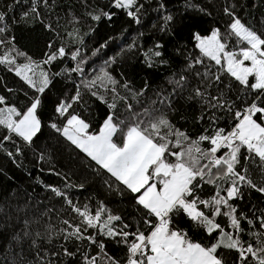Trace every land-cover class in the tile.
Masks as SVG:
<instances>
[{
  "label": "trees",
  "instance_id": "obj_1",
  "mask_svg": "<svg viewBox=\"0 0 264 264\" xmlns=\"http://www.w3.org/2000/svg\"><path fill=\"white\" fill-rule=\"evenodd\" d=\"M114 10L133 27L106 33ZM235 23L264 50V0H0V107L18 122L36 104L40 122L31 140L0 122V264H118L160 222L64 137L73 116L90 137L110 120L118 148L133 129L158 145V190L163 167L194 175L167 235L219 264H264V160L239 140L212 158L250 108L264 128V89L197 45L217 32L228 54L249 50Z\"/></svg>",
  "mask_w": 264,
  "mask_h": 264
},
{
  "label": "crops",
  "instance_id": "obj_2",
  "mask_svg": "<svg viewBox=\"0 0 264 264\" xmlns=\"http://www.w3.org/2000/svg\"><path fill=\"white\" fill-rule=\"evenodd\" d=\"M87 129L86 123L77 116H73L68 120L63 135L93 161L105 166L135 192L140 193L141 190L144 195H146V191L153 193V199L158 200L153 205L145 202L142 198L143 195L140 194L139 197V202L152 213L153 210L156 212L161 210L162 214L163 212L167 214L189 190L194 175L186 170L169 174L170 169L163 168L161 173L167 175L168 179L161 189L158 190L156 184L148 185L147 169L160 157L161 152L153 153L151 157L141 154L146 153L149 146L148 142L140 137H138L141 143L139 145H144L139 146L140 150L136 151L137 153L126 150L133 132H129L125 146L121 149L112 141L114 129L111 128L107 131L103 129L100 134L91 137L86 135ZM144 240V250L135 258L134 264H219L218 258L211 252L199 245H181L178 238L167 235L166 228L162 226H158Z\"/></svg>",
  "mask_w": 264,
  "mask_h": 264
},
{
  "label": "rangeland",
  "instance_id": "obj_3",
  "mask_svg": "<svg viewBox=\"0 0 264 264\" xmlns=\"http://www.w3.org/2000/svg\"><path fill=\"white\" fill-rule=\"evenodd\" d=\"M114 13L117 15L116 18L111 17L108 21L103 22L102 29L106 33L115 35L125 27H133L129 17L121 14L119 10H114ZM233 29L249 45V50L239 51L236 54H228L224 51L217 32H213L208 37H198L197 45L207 56L217 63L224 62L226 68L235 77L245 81L250 76H253L255 78V88L264 89V50L262 49V42L255 34L249 32L239 23H235ZM250 111L252 112L248 113L239 123V141L249 146L254 153L264 160V128L255 118L259 110L255 108ZM0 122L8 128L14 129L19 136L26 140H31L40 128V122L36 114V104H33L18 122L14 119L9 109L0 107ZM111 128L113 129L114 126L110 120H107L103 129L107 131ZM131 132H133L131 133L133 135L130 137L131 141L126 146V150L131 153H137L136 151L140 150L139 146L142 147L144 145H139L141 143L138 137H140L145 142H148L149 146L146 149V153L141 154L151 157L153 153L161 152V148L158 145L154 144L137 129H133ZM229 164L231 165V162ZM140 194L143 195L142 198L149 205H153L158 201L153 199V193L150 191H146V195H144L140 190ZM186 210L190 215H193L190 208L187 207ZM153 213L162 221L165 212L162 214L161 210L158 212L153 210Z\"/></svg>",
  "mask_w": 264,
  "mask_h": 264
},
{
  "label": "built area",
  "instance_id": "obj_4",
  "mask_svg": "<svg viewBox=\"0 0 264 264\" xmlns=\"http://www.w3.org/2000/svg\"><path fill=\"white\" fill-rule=\"evenodd\" d=\"M122 1H124V0H122ZM114 7L118 8V4H116ZM251 109L252 108H250L247 112H245V115L241 118V120L250 112ZM263 119H264V116H263ZM241 120H240V122H241ZM238 126L239 125L233 127L232 130L229 132V134L227 136H225L223 139H217L214 141L215 151H214V154L212 156L213 160L218 159V153L221 150L231 148V146L239 140L240 132H239ZM188 208H190V210L193 212L194 216L201 217V213L198 212L196 206H194L193 204H189ZM167 214L164 215L162 221H160L156 227H158V226H162L165 228L167 227V224L164 221V218L167 216ZM144 247H145V240H142L139 243L132 244L130 247L129 258L126 261L118 263V264H134L135 258L144 250Z\"/></svg>",
  "mask_w": 264,
  "mask_h": 264
}]
</instances>
